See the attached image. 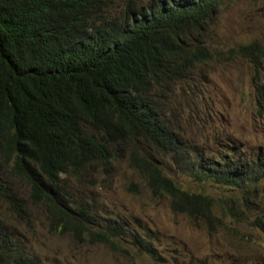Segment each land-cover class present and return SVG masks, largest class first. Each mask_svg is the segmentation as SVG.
<instances>
[{
	"label": "trees",
	"instance_id": "obj_1",
	"mask_svg": "<svg viewBox=\"0 0 264 264\" xmlns=\"http://www.w3.org/2000/svg\"><path fill=\"white\" fill-rule=\"evenodd\" d=\"M220 3L0 0V208L28 221L34 205L50 230L77 244H102L117 255L134 248L153 264H168L155 232L98 219L70 189L71 182L93 185V176L109 175L112 161L126 158L154 196L194 225L209 233L238 224L264 232V149L248 153L232 141L207 153L181 126L182 98L192 106L203 95L196 69L218 55L207 31ZM234 54L252 63L261 104L264 44L240 45ZM191 112L198 117L200 110ZM165 161L233 193L215 199L182 189L164 172ZM129 190L137 193L138 183ZM6 220L0 264H40L15 244Z\"/></svg>",
	"mask_w": 264,
	"mask_h": 264
},
{
	"label": "rangeland",
	"instance_id": "obj_2",
	"mask_svg": "<svg viewBox=\"0 0 264 264\" xmlns=\"http://www.w3.org/2000/svg\"><path fill=\"white\" fill-rule=\"evenodd\" d=\"M207 32L218 55L196 69L194 77H200L203 95L192 106H186L182 98L179 109H185L186 118L181 126L188 136L193 133L207 153L217 152L232 141L248 153L264 149V61L260 83L263 101L257 104L251 79L253 65L247 57L234 54L240 45L255 41L264 44V0H221ZM177 91V96L184 95ZM193 108L200 110L198 117L190 116ZM163 168L182 189L204 192L215 199L233 193L226 186L196 181L176 171L175 163L165 161ZM93 177V185L71 182V191L88 202L98 219L121 218L130 228L155 232L159 238L155 245L168 264H264V232L238 224L237 230L219 228L209 233L203 226L194 225L186 216L173 212L166 197L154 196L126 158L113 160L109 175L100 171ZM131 182L138 183L137 193L129 190ZM24 190L21 184L20 191ZM259 195L264 205V182ZM28 214V221L19 220L7 207L0 208V218L7 219L15 244L40 264H153L134 248H129L132 255H117L102 244H77L69 234L50 230L49 221L37 206H29Z\"/></svg>",
	"mask_w": 264,
	"mask_h": 264
}]
</instances>
